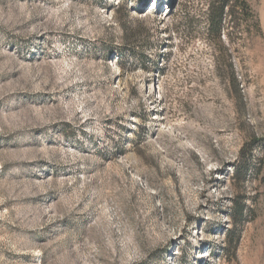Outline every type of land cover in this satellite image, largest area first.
Returning a JSON list of instances; mask_svg holds the SVG:
<instances>
[{
    "label": "rangeland",
    "instance_id": "obj_1",
    "mask_svg": "<svg viewBox=\"0 0 264 264\" xmlns=\"http://www.w3.org/2000/svg\"><path fill=\"white\" fill-rule=\"evenodd\" d=\"M232 1L218 42L212 0H0V264H264V0Z\"/></svg>",
    "mask_w": 264,
    "mask_h": 264
},
{
    "label": "trees",
    "instance_id": "obj_2",
    "mask_svg": "<svg viewBox=\"0 0 264 264\" xmlns=\"http://www.w3.org/2000/svg\"><path fill=\"white\" fill-rule=\"evenodd\" d=\"M237 9L240 12L239 16L241 17L248 12L245 3H242ZM234 10L235 6L233 5L232 0H212L210 9L206 15V32L209 38L214 39L215 41L217 40L218 42L221 40L225 32L228 18L231 20L234 18ZM256 168H258L257 165L255 169H251L253 174L257 173L258 169ZM245 178L246 177H243L240 182H244ZM262 186L264 188V183ZM232 216L235 219V226H240L245 216V209L237 200L234 201Z\"/></svg>",
    "mask_w": 264,
    "mask_h": 264
}]
</instances>
